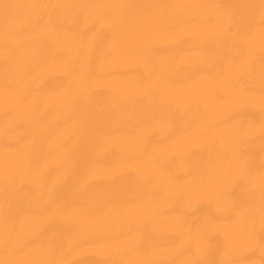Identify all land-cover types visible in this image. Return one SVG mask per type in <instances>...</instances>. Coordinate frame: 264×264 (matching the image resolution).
<instances>
[{
    "label": "bare ground",
    "instance_id": "6f19581e",
    "mask_svg": "<svg viewBox=\"0 0 264 264\" xmlns=\"http://www.w3.org/2000/svg\"><path fill=\"white\" fill-rule=\"evenodd\" d=\"M0 264H264V0H0Z\"/></svg>",
    "mask_w": 264,
    "mask_h": 264
}]
</instances>
